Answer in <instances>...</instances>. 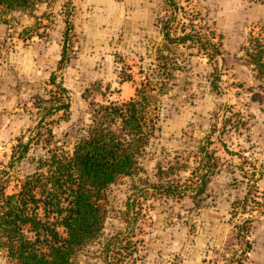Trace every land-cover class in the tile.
I'll return each mask as SVG.
<instances>
[{
  "label": "rangeland",
  "instance_id": "rangeland-1",
  "mask_svg": "<svg viewBox=\"0 0 264 264\" xmlns=\"http://www.w3.org/2000/svg\"><path fill=\"white\" fill-rule=\"evenodd\" d=\"M38 1L23 10L2 9L0 25L14 22L20 39L37 34ZM157 4L158 41L148 35L137 52L86 60L82 67L73 5L54 1L57 20L46 26L60 37V64L39 75L41 82L27 81L11 110L13 135L0 139V190L21 192L49 149L72 153L94 105L128 101L151 78L148 110L159 115L157 131L137 174L103 192V236L74 264H106L104 249L118 235L128 249L110 255L113 264H181L186 250L206 247L198 238L206 240L211 229L215 241L206 262L264 264V75L250 56L264 46V0ZM24 15L34 17L28 29ZM186 34L195 38L180 42ZM13 46L0 36V57ZM62 104L69 107L56 112ZM203 174L209 178L200 192ZM170 186L174 194L167 193ZM0 264H16L2 246Z\"/></svg>",
  "mask_w": 264,
  "mask_h": 264
},
{
  "label": "trees",
  "instance_id": "trees-1",
  "mask_svg": "<svg viewBox=\"0 0 264 264\" xmlns=\"http://www.w3.org/2000/svg\"><path fill=\"white\" fill-rule=\"evenodd\" d=\"M31 3L0 0V11L23 10ZM192 37L186 34L179 41ZM259 47L250 56L264 75V46L259 43ZM154 91L147 78L134 98L94 105L72 153L49 149L39 173L27 178L21 192L7 195L4 188L0 190V246L16 264H74L82 250L103 236V192L120 178L137 174L157 131L159 115L148 110ZM68 107L62 104L55 111ZM47 131L50 144L54 133L51 128ZM38 135L41 138L40 131ZM28 151L27 144L23 152ZM209 174H203L200 192L206 189ZM173 188L167 193L174 194ZM120 248L126 247L118 235L104 249L106 264H113L110 255Z\"/></svg>",
  "mask_w": 264,
  "mask_h": 264
},
{
  "label": "crops",
  "instance_id": "crops-1",
  "mask_svg": "<svg viewBox=\"0 0 264 264\" xmlns=\"http://www.w3.org/2000/svg\"><path fill=\"white\" fill-rule=\"evenodd\" d=\"M55 0H39L34 13L39 21L37 34L29 33L27 38H17L14 22L0 25V36L5 35L14 41L13 48L6 56L0 57V139L11 135L7 123L10 122L11 110L22 96V87H28L27 81L38 83L39 75L54 70L60 64V37L50 34L46 22L57 20L54 13ZM73 5L72 27L75 35L77 58L83 60H101L114 58L118 53H134L137 45L148 35L159 40L155 35L158 16L157 0H70ZM69 6V4H68ZM55 14L59 15L58 12ZM23 22L24 29L34 22L30 18ZM26 23V24H25ZM30 29V28H29ZM153 35V36H152ZM100 67V65L94 64ZM31 75V77H28ZM13 131V130H12ZM214 230L206 233L208 248L198 247L183 253L181 264H212L206 262L213 250L211 242L215 241Z\"/></svg>",
  "mask_w": 264,
  "mask_h": 264
}]
</instances>
